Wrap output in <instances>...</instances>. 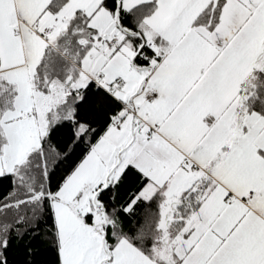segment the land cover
<instances>
[{"label": "snow or ice", "instance_id": "obj_1", "mask_svg": "<svg viewBox=\"0 0 264 264\" xmlns=\"http://www.w3.org/2000/svg\"><path fill=\"white\" fill-rule=\"evenodd\" d=\"M0 264H264V0H0Z\"/></svg>", "mask_w": 264, "mask_h": 264}]
</instances>
